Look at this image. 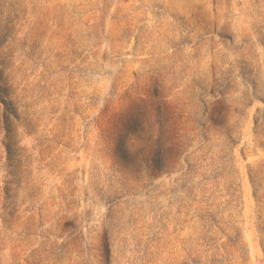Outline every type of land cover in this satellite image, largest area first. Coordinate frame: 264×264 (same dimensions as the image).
<instances>
[{
    "label": "rangeland",
    "instance_id": "rangeland-1",
    "mask_svg": "<svg viewBox=\"0 0 264 264\" xmlns=\"http://www.w3.org/2000/svg\"><path fill=\"white\" fill-rule=\"evenodd\" d=\"M0 264H264V0H0Z\"/></svg>",
    "mask_w": 264,
    "mask_h": 264
},
{
    "label": "water",
    "instance_id": "water-1",
    "mask_svg": "<svg viewBox=\"0 0 264 264\" xmlns=\"http://www.w3.org/2000/svg\"><path fill=\"white\" fill-rule=\"evenodd\" d=\"M179 198L178 194L175 193L171 199H177ZM169 201V198L167 197H159L157 195V190H153L149 192L148 195H146L144 198H138V197H133L129 202H128V207L130 209L134 208L135 206H141V215L142 217L146 216L147 214L151 212L157 213L159 209L162 206H166ZM102 205L101 202H96L94 205L90 204V207H92L95 211L100 209V206ZM99 214V212H98ZM157 221V219H156Z\"/></svg>",
    "mask_w": 264,
    "mask_h": 264
}]
</instances>
